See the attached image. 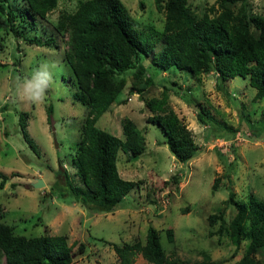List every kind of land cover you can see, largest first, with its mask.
I'll return each mask as SVG.
<instances>
[{
    "label": "rangeland",
    "instance_id": "obj_1",
    "mask_svg": "<svg viewBox=\"0 0 264 264\" xmlns=\"http://www.w3.org/2000/svg\"><path fill=\"white\" fill-rule=\"evenodd\" d=\"M78 1L56 0L43 17L27 13L24 0L3 2L14 17L13 30L0 28V170L8 175L0 187V221L11 224L14 233L64 234L72 243L69 264H119L111 243L143 241L149 224L156 228L167 254L193 260L206 253L212 264H232L246 239L235 249L225 230L215 231L218 221L210 225L206 216L222 208L227 226L234 212L224 201L229 189L239 199L253 194L264 200V97L253 96L255 89L247 76L235 74L221 82L214 70L194 75L174 65L161 68L150 62V53H141L140 79H134L135 67L122 71L124 85L95 121L119 137L124 116L135 122L144 147L137 154L118 149L115 164L121 177L140 180L112 210H88L69 194L63 175L65 170L69 181L84 189L71 158L86 107L72 96L74 78L63 59L65 33L54 27L58 14L72 11ZM121 2L135 20L138 37L153 43L151 52L157 50L164 13L155 0ZM186 4L197 16L217 11L216 0H186ZM247 4L250 11L264 13V0H247ZM23 36L51 40L34 44ZM38 69L47 70L52 78L41 103L27 100L22 90ZM144 78L149 79L145 85ZM140 84L142 91H133ZM163 87L168 107L189 129L196 145L194 155L185 161L174 158L159 126L146 120L151 111L143 99L160 95ZM48 103L52 106L49 118ZM198 107L211 115L210 121L196 118ZM19 111H25V128L37 152L22 138ZM172 175L178 176L176 181ZM36 177L43 184L34 187L31 181ZM167 227L172 228L171 241L166 240ZM80 241L84 246L78 252ZM131 264L151 263L137 253Z\"/></svg>",
    "mask_w": 264,
    "mask_h": 264
},
{
    "label": "trees",
    "instance_id": "obj_2",
    "mask_svg": "<svg viewBox=\"0 0 264 264\" xmlns=\"http://www.w3.org/2000/svg\"><path fill=\"white\" fill-rule=\"evenodd\" d=\"M24 1V10L39 17L56 4V0ZM3 2L6 0H0V28L13 30L14 12L9 6L5 8ZM155 4L163 11L164 20L158 32L161 45L153 52V43L138 37L135 20L121 0H79L72 11H61L55 21V29L65 33L63 59L74 78L72 96L86 107L71 158L84 189L73 185L65 170L63 175L69 194L88 210H112L140 180L121 177L115 164L118 149L137 154L144 147L143 134L135 122L124 116L123 135L119 137L97 126L95 121L124 85L122 71L135 67L134 79H140L144 71L139 61L141 53H150V62L161 68L174 65L194 75L214 70L221 82L235 74L247 76L255 89L253 96L264 97V13L250 11L247 0H216V13L199 16L191 12L186 0H164L163 3L155 0ZM23 38L34 44L51 40ZM148 82V78L142 80L143 85ZM141 84L134 86L133 91L141 92ZM216 85L221 87L219 83ZM143 103L151 111L146 120L159 126L174 158L179 161L191 158L196 151L192 134L168 107L165 88L158 96L144 98ZM51 110L48 103L47 118ZM24 114L25 111H19L17 118L22 138L37 152L25 128ZM195 115L202 123L211 120L203 107H198ZM7 178L0 170V187ZM177 178V175L171 176L174 181ZM215 186L216 177L211 188ZM224 201L234 207L227 226L223 224L222 208L208 213L206 218L210 225L218 221L215 231L221 234L225 230L235 249L246 239L241 255L232 264H264V200L253 194L246 200L239 199L229 189ZM164 232L166 240L171 241L172 228L167 227ZM111 245L119 264H131L137 253L151 264H212L206 253L193 260L167 254L151 224L146 227L143 241L136 238ZM83 246L80 241L77 251H82ZM72 255V243L62 233L24 235L14 233L11 224L0 221V264H69Z\"/></svg>",
    "mask_w": 264,
    "mask_h": 264
},
{
    "label": "clouds",
    "instance_id": "obj_3",
    "mask_svg": "<svg viewBox=\"0 0 264 264\" xmlns=\"http://www.w3.org/2000/svg\"><path fill=\"white\" fill-rule=\"evenodd\" d=\"M51 76L47 70L38 69L22 86L23 95L27 100L41 103L45 99L46 90L51 83Z\"/></svg>",
    "mask_w": 264,
    "mask_h": 264
},
{
    "label": "water",
    "instance_id": "obj_4",
    "mask_svg": "<svg viewBox=\"0 0 264 264\" xmlns=\"http://www.w3.org/2000/svg\"><path fill=\"white\" fill-rule=\"evenodd\" d=\"M54 144L56 145V142H54ZM42 184H43V180L40 177H36L34 181H31V185L34 187L40 186Z\"/></svg>",
    "mask_w": 264,
    "mask_h": 264
},
{
    "label": "crops",
    "instance_id": "obj_5",
    "mask_svg": "<svg viewBox=\"0 0 264 264\" xmlns=\"http://www.w3.org/2000/svg\"><path fill=\"white\" fill-rule=\"evenodd\" d=\"M108 107H110V106H108ZM108 107H107V109H108Z\"/></svg>",
    "mask_w": 264,
    "mask_h": 264
}]
</instances>
